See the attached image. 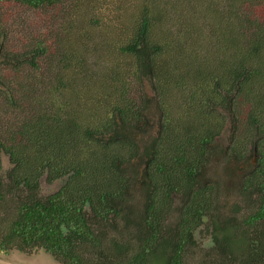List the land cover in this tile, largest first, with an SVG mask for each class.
<instances>
[{
  "label": "trees",
  "instance_id": "trees-1",
  "mask_svg": "<svg viewBox=\"0 0 264 264\" xmlns=\"http://www.w3.org/2000/svg\"><path fill=\"white\" fill-rule=\"evenodd\" d=\"M4 1L24 12L7 27L0 16L11 109L0 114V206L15 204L0 215V249L44 248L64 264H188L210 217L209 264H264V0H124L113 16L112 0ZM244 103L260 157L236 180L243 194L220 205L198 167ZM246 139H229L238 160ZM40 165L69 176L52 196L38 194ZM143 165L161 194L149 180L132 194ZM184 184L174 228L162 214Z\"/></svg>",
  "mask_w": 264,
  "mask_h": 264
},
{
  "label": "rangeland",
  "instance_id": "rangeland-1",
  "mask_svg": "<svg viewBox=\"0 0 264 264\" xmlns=\"http://www.w3.org/2000/svg\"><path fill=\"white\" fill-rule=\"evenodd\" d=\"M124 0H112V2H106L108 6L107 10L109 12V14L111 16H113L114 12H115V6L119 5L121 2H123ZM17 11V15L19 16L20 13L24 12V7H22L21 5H16L15 3H10L8 1H0V16L4 19V23L3 26H8V23H10L11 21H13V19L16 21V19L14 18V13ZM134 12H137L136 10ZM264 12V10H263ZM124 16V15H122ZM26 21H30L29 19H26ZM2 26V25H1ZM172 26V24H171ZM173 28V26H172ZM31 30L33 31V28H31ZM93 54H89V56H92ZM0 72H2V75L4 74H8L9 72V68H7L5 65H1L0 66ZM31 74L35 77L38 73H36L35 71H31ZM5 77V76H4ZM37 77V76H36ZM34 78V80L36 82H39L38 78ZM3 78V77H2ZM146 87L148 88L147 91L149 93H151V89L149 88L148 84L146 85ZM4 91H0V114H5L11 111L10 106L7 105V101L4 103V101L6 100V97H4L3 95ZM242 104V103H241ZM240 104L238 113L240 111V118H236V127H233V124H229L227 126V130L225 131L224 136L226 135V138L229 140V138H237V137H244L246 135L249 136V142L246 139V144H247V150L251 149V145H252V139L254 138V132L252 130V128H249L248 126H245L244 124H248V119L244 118V111H246L247 109V104L244 103L243 104V109H242V105ZM12 110H14V108L12 107ZM238 116V114H236V117ZM252 134L253 137L250 140V135ZM225 139V138H224ZM229 142V141H226ZM226 142H222V145H224ZM138 163V162H137ZM135 163V165L137 164ZM219 164H212V169H219V171L216 172V180L219 181V176H220V172H224L226 171L227 173H229L230 175L233 174L234 172L236 174H238V172H240V170L246 168L247 164L248 165H253V162H249L247 164H236L232 165V163L234 162H230V163H225L223 160L218 162ZM3 175L6 176V172L13 166V164L10 162L9 160V156L7 154H3ZM234 175V174H233ZM213 183V182H212ZM225 183V181H222V184ZM233 185H227V186H223L221 187V189L227 193L225 194H238L237 193V187H238V182L233 178ZM53 190H55L54 187V183L52 182H48L45 180V178L42 177V179L40 180V192L39 194L42 195H46L49 192H52ZM22 194H20V197L23 199V197H27L29 196V194H25L24 190L21 189ZM223 195L221 197V194H217V198H218V202L220 205L224 204L226 201L225 199H223ZM11 197L9 196V200L6 201L4 204H2L0 207V215H2L6 210H7V206L6 203L7 202H11ZM181 200H178V196L175 197V206H178L180 204ZM221 201V202H220ZM229 201L232 202H237L238 199L236 198L235 195H232L229 198ZM12 203V202H11ZM12 209L15 207V204H11ZM176 210V207H172ZM9 210H12L10 208H8ZM171 212V217L175 215L174 210L170 211ZM173 219L177 220V217H174ZM168 220V218L166 219V221ZM166 223V222H165ZM167 223L171 225L170 220L167 221ZM211 222H210V217H206V222L204 225L201 226L200 229H198L195 232V238L197 241L196 247L190 251L188 254H186L185 256H187L189 258L188 264H200V263H204V264H209L208 263V258L210 253V249H214V242L211 236ZM11 248L8 249V251L5 250H1L0 249V264H64L63 260H58L57 258H55L51 253L47 252V250H45L44 248H37L35 250L32 249H25L26 251H20L16 248V246H10ZM215 250V249H214ZM213 251V250H212ZM96 254V253H95ZM94 254V255H95ZM214 260V257L213 259ZM207 262V263H206Z\"/></svg>",
  "mask_w": 264,
  "mask_h": 264
},
{
  "label": "flooded vegetation",
  "instance_id": "flooded-vegetation-1",
  "mask_svg": "<svg viewBox=\"0 0 264 264\" xmlns=\"http://www.w3.org/2000/svg\"><path fill=\"white\" fill-rule=\"evenodd\" d=\"M229 124H231V119L228 120ZM227 130V128L225 130H223L222 134L216 136V146L218 147L219 146V152L217 154H214L212 155V157L208 160V162H205V163H200L199 167H198V173H200V175L198 176L199 178V181H201L202 183H204V185H206V187L212 189L213 187V190H214V186L217 188V191H218V194H225L227 193L222 191L221 192V187L223 186H227V185H233V178L235 180H238V181H241V177L245 174L247 175L250 171H251V165H248L247 163L249 162H253L252 164L253 165H256L259 157H260V154L258 152V146L256 143H254V141H256L258 138H253L252 139V145H251V149L250 150H247L246 153V160H238V157H237V154L233 152V150L231 149L233 146H235V144L231 145L230 143V140H228L226 138V135L224 136L225 134V131ZM225 138V139H224ZM230 139V138H229ZM226 142V141H229V142H226L224 145H222V142ZM215 146V147H216ZM223 160L225 163H230V162H234L232 163V165H235V163L237 164H247L246 168L240 170V172H238V174H236L235 172L233 174H229L227 173L226 171L224 172H220V176H219V181L216 180V172L219 171V169H212V164H219L218 162ZM258 164V163H257ZM39 170H40V174H39V177H38V182H39V191H38V194L40 192V180L43 178H45L46 181L48 182H52L54 183V187H55V190H53L52 192H49L48 194L46 195H42V194H39L40 196H43V197H47V196H52L54 195V193L56 192H59L60 189L67 183L68 181V178L69 176L68 175H65V176H54L51 172L50 169H48V167L46 165L44 166H39ZM147 165H143L141 166L140 168H138V171H139V174L132 180H129V185L130 184H133V186L130 188L131 189V192L132 194H147V191L145 190V182L147 180L150 181V188H151V194H161L159 192V188H160V185L158 184V182L155 180V179H150L149 176H147L146 178H144V174L147 173ZM52 177V178H51ZM155 178H162L161 176H155ZM172 181H177V179H174V178H171ZM225 181V183L222 184V181ZM184 181V180H183ZM213 182V183H212ZM214 185V186H213ZM219 188H220V191H219ZM237 193L238 194H243L242 193V190H238L237 189ZM250 194V192H248ZM260 193V192H259ZM163 194V193H162ZM170 194H173V202H172V205L174 207H176V210L175 209H172V211L174 210L175 212V215L172 216V218L170 219L171 217V213L169 212V210H165L162 214V217L165 216V218L168 220H172L174 222H176L175 219H173L174 217H179V214L181 213L180 212V206H182V203H183V196H181L180 194H185V184L182 186V189L180 190H172L170 191ZM245 194V193H244ZM253 194H258L257 192L256 193H253ZM178 196V200H181L180 201V204L178 206H175V197ZM139 198V196H138ZM137 200V199H136ZM8 210V209H7ZM143 211V207H142V210L141 212ZM140 212V213H141ZM156 218H158V214L156 215ZM165 219V220H166ZM204 225V224H202ZM171 226L176 228L177 227V224L176 223H171ZM201 227H198V229H200ZM196 230V231H197ZM195 231V232H196ZM195 234V233H194ZM183 261L185 263V254H184V257H183ZM189 261V258L186 257V262L188 263Z\"/></svg>",
  "mask_w": 264,
  "mask_h": 264
}]
</instances>
